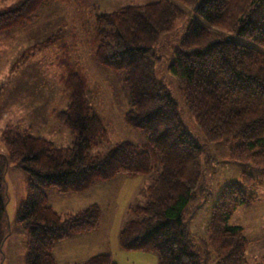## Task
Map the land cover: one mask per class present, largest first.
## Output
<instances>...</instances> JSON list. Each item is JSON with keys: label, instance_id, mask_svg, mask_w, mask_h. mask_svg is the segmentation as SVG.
<instances>
[{"label": "trees", "instance_id": "trees-1", "mask_svg": "<svg viewBox=\"0 0 264 264\" xmlns=\"http://www.w3.org/2000/svg\"><path fill=\"white\" fill-rule=\"evenodd\" d=\"M50 1L1 6L0 31L31 23ZM58 1L75 3L82 33L73 28L64 37L57 29L21 52L14 67L33 49L55 45L50 65L57 68L67 103L50 115L69 130L73 142L57 145L10 125L1 134L8 151L4 163L28 174L26 199L15 218L27 236L24 263L59 264L57 242L100 226L98 203L62 215L49 203L46 188L78 193L119 174H151L144 203L129 207L134 216L120 229L121 248L156 252L157 264H210L213 254L217 264H250V240L230 220L239 206L258 197L256 188L264 183V0H156L110 12H100L92 0ZM179 22H185L184 34L171 51L168 69L178 79L191 116L208 142L231 145L230 161L258 173L243 170V186L233 182L222 190L207 237L194 236L188 221L193 212L186 210L210 193L202 183L207 143L190 132L178 101L157 76L158 46ZM80 44L127 84L125 121L144 132L143 146L121 141L106 152L91 153L93 146L110 140V130L87 97L90 79L74 56ZM4 180L0 164V248L6 234ZM80 264L118 263L110 253H99ZM253 264H264V255Z\"/></svg>", "mask_w": 264, "mask_h": 264}, {"label": "rangeland", "instance_id": "rangeland-1", "mask_svg": "<svg viewBox=\"0 0 264 264\" xmlns=\"http://www.w3.org/2000/svg\"><path fill=\"white\" fill-rule=\"evenodd\" d=\"M15 1L0 0V7ZM152 1L156 0H92L100 12H110L126 4ZM76 14L75 3L66 5L58 0H51L44 5L31 23L24 27L0 31V164L5 166L4 197L7 209L2 222L6 234L0 248V264H25L27 240L25 232L16 224L15 218L26 199L28 174L22 169L4 163L8 155L7 145L1 136L4 127L10 125L18 131L28 130L32 134L51 139L57 145H71L73 142L69 130L50 115L52 107L66 108L67 103L62 85L58 82L57 68L50 65L54 60L55 45L33 49L16 67L14 62L26 48L45 39L57 29H61L64 37H68L73 28L82 33ZM199 20L202 21L201 18ZM183 26L185 22H179L176 30L163 36L158 46L161 59L157 62V76L168 85L178 101L183 120L190 132L201 142L207 143L202 183L210 193L190 202L186 208L187 212H193L191 216L189 215L188 221L191 231L197 238L207 237L211 210L222 190L233 182L241 184L243 170L256 175L258 173L253 166L248 167L230 161L228 153L231 145L208 142L191 116L178 79L168 69V64L172 60L171 51L184 34ZM74 56L80 59L90 79L87 92L89 102L105 119L110 130V140L93 146L91 153L106 152L121 141H131L143 146L146 143L144 132L125 121L124 114L130 108V103L129 88L122 76L98 64L93 52L81 44L74 52ZM150 180L151 174L138 176L119 174L112 179L96 181L84 194L64 193L55 187L46 188L45 191L49 203L62 215L68 213L69 206H79L74 203L72 195L79 202H83L82 204H87L84 201L89 202L88 204L90 201L98 203L100 226L96 237L104 245L103 253H110L118 264H157L156 252L125 250L119 244L122 225L134 216L129 207L144 203L146 186ZM245 189L247 192L252 190L248 187ZM256 194L258 197L254 202L239 206L238 212L236 213V210V215L230 220L231 224L239 223L245 227V234L252 247L247 254L250 264L260 261L262 259L260 255H264V183L256 188ZM62 248L70 253L76 250L69 246ZM212 256L210 264H217L215 255ZM82 258L77 257V264L83 262Z\"/></svg>", "mask_w": 264, "mask_h": 264}, {"label": "crops", "instance_id": "crops-1", "mask_svg": "<svg viewBox=\"0 0 264 264\" xmlns=\"http://www.w3.org/2000/svg\"><path fill=\"white\" fill-rule=\"evenodd\" d=\"M25 58L26 57H24V59ZM52 108H54V107H52ZM88 191H89V189H87L83 192H78V193L84 194ZM72 197L75 200L74 203L78 204L79 206H69V208L67 209L68 213L75 212V210L78 211V210H80V209H82V208H84V207H86L92 203H95V202L90 201V204H88L89 202L84 201V203H87V204H82L83 202H79L77 200V198L74 197V195H72ZM86 199L89 200V198H86ZM80 200L83 201V199H80ZM253 202L254 201L247 203V204H252ZM244 205H242V206H244ZM237 212H238V209H237L236 213ZM236 213L233 215L232 218H234ZM235 225L241 226L242 224L236 223ZM242 227L245 228L244 226H242ZM97 231H98V229L94 232L74 234V235H71L70 237H68L62 241L57 242L55 247H54V256H55L56 260L60 264H63V263L77 264V262H76L77 257H83L81 260V262H82V261H85L87 258L91 257L92 255L103 253L104 250H103L102 246H104V245L102 242H99L98 237H96ZM244 232H245V229H244ZM64 246H69V247H72L76 250L73 251L72 253H70V251L63 250L62 247H64ZM251 250H252V247L249 244V247L247 249V254H249V252ZM260 256H263V255H260ZM260 256H258V257H260Z\"/></svg>", "mask_w": 264, "mask_h": 264}]
</instances>
